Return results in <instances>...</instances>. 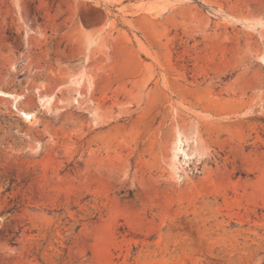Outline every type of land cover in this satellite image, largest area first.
<instances>
[{
	"label": "rangeland",
	"instance_id": "rangeland-1",
	"mask_svg": "<svg viewBox=\"0 0 264 264\" xmlns=\"http://www.w3.org/2000/svg\"><path fill=\"white\" fill-rule=\"evenodd\" d=\"M0 91V264H264V0H0Z\"/></svg>",
	"mask_w": 264,
	"mask_h": 264
},
{
	"label": "bare ground",
	"instance_id": "bare-ground-1",
	"mask_svg": "<svg viewBox=\"0 0 264 264\" xmlns=\"http://www.w3.org/2000/svg\"><path fill=\"white\" fill-rule=\"evenodd\" d=\"M0 93L5 94V95H11V96L13 95L11 93L2 92V91H0ZM33 114L34 113H26L25 115L27 116V118H31V117H33Z\"/></svg>",
	"mask_w": 264,
	"mask_h": 264
}]
</instances>
